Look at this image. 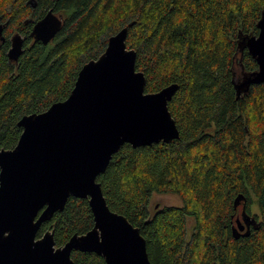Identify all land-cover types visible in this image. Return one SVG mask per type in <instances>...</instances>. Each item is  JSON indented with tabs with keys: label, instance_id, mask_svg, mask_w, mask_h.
I'll use <instances>...</instances> for the list:
<instances>
[{
	"label": "trees",
	"instance_id": "obj_1",
	"mask_svg": "<svg viewBox=\"0 0 264 264\" xmlns=\"http://www.w3.org/2000/svg\"><path fill=\"white\" fill-rule=\"evenodd\" d=\"M0 0V149L14 148L20 119L65 100L83 65L128 27L146 92L177 83L169 109L180 130L170 143L124 144L98 176L108 205L139 227L152 264H264V83L238 96L242 72L258 69L240 34H258L264 0ZM50 10L63 24L48 44L32 29ZM25 44L9 58L11 36ZM181 196L182 206L151 208L153 193ZM253 202L261 221L236 237L237 202ZM187 215L195 228L187 240ZM94 226L88 199L70 197L42 224L57 246ZM75 264H107L73 251Z\"/></svg>",
	"mask_w": 264,
	"mask_h": 264
},
{
	"label": "water",
	"instance_id": "obj_2",
	"mask_svg": "<svg viewBox=\"0 0 264 264\" xmlns=\"http://www.w3.org/2000/svg\"><path fill=\"white\" fill-rule=\"evenodd\" d=\"M62 24L63 16L50 10L32 36L48 44ZM258 28V34H240L241 49H248L258 69L236 80L238 96L264 83V10ZM127 36L128 27L111 35L105 51L83 65L69 96L24 115L17 145L0 149V264H75L73 251L94 252L107 264H152L140 228L110 208L98 176L126 143L140 147L180 137L169 109L179 85L146 92L145 73L136 67ZM22 49L19 37L9 58L17 60ZM72 196L88 199L94 226L62 246L55 229L38 237L42 224ZM239 229L244 225L238 218L236 237Z\"/></svg>",
	"mask_w": 264,
	"mask_h": 264
},
{
	"label": "flooded vegetation",
	"instance_id": "obj_3",
	"mask_svg": "<svg viewBox=\"0 0 264 264\" xmlns=\"http://www.w3.org/2000/svg\"><path fill=\"white\" fill-rule=\"evenodd\" d=\"M32 5L35 6V3H34L33 0H32ZM58 15H61V14H58ZM4 29H5V26L4 25H0V42L6 41V38H5V35H4ZM32 31H33V29H32ZM19 37L22 38L23 47H24L25 37L22 36L19 32H14L13 35L11 36L10 48L13 46V43L15 42V39H17ZM32 39L36 40V38L34 36H32ZM239 209H240V211H239ZM238 218L240 219L241 223L244 225V229L243 230L239 229L240 232L237 233V234H239V236L241 234H246L247 232H250L251 228L255 227L257 225V223L261 221L260 213H256L255 214L252 211V209H251V211L248 212L247 211L246 202H243V201L240 202V204L237 206V212H236V215L234 216V219H235L234 225L235 226H237Z\"/></svg>",
	"mask_w": 264,
	"mask_h": 264
},
{
	"label": "rangeland",
	"instance_id": "obj_4",
	"mask_svg": "<svg viewBox=\"0 0 264 264\" xmlns=\"http://www.w3.org/2000/svg\"><path fill=\"white\" fill-rule=\"evenodd\" d=\"M151 208L153 210L165 206L174 205L182 206L183 200L180 195L174 193H153L151 197ZM252 211L256 214L259 213V207L253 202ZM240 211V209H239ZM195 228V218L191 215H187V240H190Z\"/></svg>",
	"mask_w": 264,
	"mask_h": 264
}]
</instances>
